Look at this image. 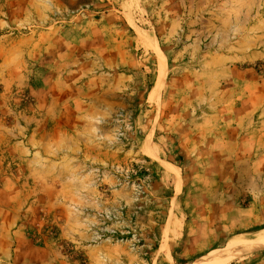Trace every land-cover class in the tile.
I'll return each mask as SVG.
<instances>
[{"label": "rangeland", "instance_id": "rangeland-1", "mask_svg": "<svg viewBox=\"0 0 264 264\" xmlns=\"http://www.w3.org/2000/svg\"><path fill=\"white\" fill-rule=\"evenodd\" d=\"M262 234L264 0H0V264Z\"/></svg>", "mask_w": 264, "mask_h": 264}, {"label": "bare ground", "instance_id": "bare-ground-1", "mask_svg": "<svg viewBox=\"0 0 264 264\" xmlns=\"http://www.w3.org/2000/svg\"><path fill=\"white\" fill-rule=\"evenodd\" d=\"M142 33L145 32L142 31ZM154 45L159 47L155 40ZM172 166L178 169V167ZM260 247H264V234L254 238H234L230 239L222 250L209 253L191 264H230Z\"/></svg>", "mask_w": 264, "mask_h": 264}, {"label": "trees", "instance_id": "trees-1", "mask_svg": "<svg viewBox=\"0 0 264 264\" xmlns=\"http://www.w3.org/2000/svg\"><path fill=\"white\" fill-rule=\"evenodd\" d=\"M172 158H174L173 156H172ZM172 164H174V165H176V166H178V167H181V165H180V162H181V159L180 160H178V161H176V159H171V160H169Z\"/></svg>", "mask_w": 264, "mask_h": 264}]
</instances>
